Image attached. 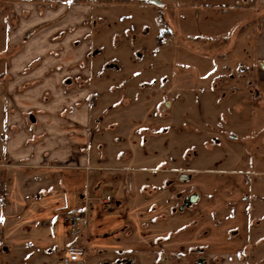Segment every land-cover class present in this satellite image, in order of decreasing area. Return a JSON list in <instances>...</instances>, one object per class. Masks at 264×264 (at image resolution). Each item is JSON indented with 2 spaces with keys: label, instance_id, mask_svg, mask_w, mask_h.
I'll return each instance as SVG.
<instances>
[{
  "label": "rangeland",
  "instance_id": "1",
  "mask_svg": "<svg viewBox=\"0 0 264 264\" xmlns=\"http://www.w3.org/2000/svg\"><path fill=\"white\" fill-rule=\"evenodd\" d=\"M158 1L70 0L89 4L91 15V50L79 65L91 71V142L80 147L90 167L45 160L42 170L10 177L0 162V193L12 208L0 264H195L199 256L205 264H264V58L247 87L236 65L243 59L252 70L256 37L242 33L238 49L220 56L251 1ZM7 10L0 9V74L23 41L13 50ZM220 73L236 78L216 93L206 89ZM3 94L0 82V143ZM180 172L189 178L179 180ZM178 193L196 195V204L173 210ZM77 212L87 218L80 236L67 222ZM71 247L84 256L66 261Z\"/></svg>",
  "mask_w": 264,
  "mask_h": 264
},
{
  "label": "crops",
  "instance_id": "2",
  "mask_svg": "<svg viewBox=\"0 0 264 264\" xmlns=\"http://www.w3.org/2000/svg\"><path fill=\"white\" fill-rule=\"evenodd\" d=\"M0 1L3 2L0 5L2 11L9 9L5 18L9 23L8 35L13 50H16L20 39L23 40L20 50L10 54L6 72L0 74L7 108L4 138L0 143V162H7L5 168L10 177L20 175L21 170L29 173L42 170L36 167L45 160H53L55 166H62L65 161L69 166L79 167L83 163L90 167L89 152L84 157L80 147H86L83 145L86 140L91 142L89 123L93 111L88 102L91 71L89 67L81 69L79 66L82 57L91 50L87 37L90 30V19H87L91 16L89 4L79 5L70 0ZM133 1L144 7L152 3L145 0L129 2ZM250 1L251 4H247L250 14L246 23L234 30L233 35L225 41L226 49L220 54L222 57L232 55L245 36L248 40L256 37L257 54L252 70L249 67L251 63L243 59L238 60L236 65L239 71L237 79L245 82L247 87L249 81L256 83L255 75L251 73L256 63L264 58V0H258L257 6H254L253 0ZM255 17L261 18L260 25L255 24ZM248 25L251 28L247 31L245 27ZM251 48L246 45L247 51ZM227 74L220 73L219 83L209 84L206 89L214 93L225 89V85L236 78L234 74ZM258 78L264 80L263 72L259 73ZM79 79L84 84H79ZM110 91L112 88H109ZM167 100L169 105L173 101L172 98ZM103 113L106 114V110ZM109 115L108 127L112 128L115 116ZM94 120L100 122L96 118ZM100 160L105 161L102 153ZM58 173V184L62 186L61 171ZM49 189L53 190L52 187ZM3 198L0 193V242L10 231V228L2 230V226L9 225L10 217L6 209H12L4 203ZM10 240L14 239L10 237ZM3 251L10 250L8 246H3Z\"/></svg>",
  "mask_w": 264,
  "mask_h": 264
},
{
  "label": "built area",
  "instance_id": "3",
  "mask_svg": "<svg viewBox=\"0 0 264 264\" xmlns=\"http://www.w3.org/2000/svg\"><path fill=\"white\" fill-rule=\"evenodd\" d=\"M108 199V197H107ZM70 233L76 236L83 234L87 227V218L82 212L73 213L67 218ZM84 256V251L71 247L66 261H78Z\"/></svg>",
  "mask_w": 264,
  "mask_h": 264
},
{
  "label": "flooded vegetation",
  "instance_id": "4",
  "mask_svg": "<svg viewBox=\"0 0 264 264\" xmlns=\"http://www.w3.org/2000/svg\"><path fill=\"white\" fill-rule=\"evenodd\" d=\"M263 66H264V63H263ZM182 173L185 174V172H180L179 174H177V177H178L179 180H181ZM194 196L195 195H193L192 193H190V194L184 195L182 197L180 195V193H178V198H181L182 197L181 198L182 199V202L177 207L174 206V209L173 210L176 211V209H177L178 211H182L184 209H189L191 207V205L196 204V202H197V197H196V200L195 201L192 200L194 198ZM108 200H110V197L108 198ZM199 251H201V249H197V252H199ZM201 252H199V253H201ZM205 262H206L205 259L202 256H199L197 258V261H196L195 264H205Z\"/></svg>",
  "mask_w": 264,
  "mask_h": 264
},
{
  "label": "water",
  "instance_id": "5",
  "mask_svg": "<svg viewBox=\"0 0 264 264\" xmlns=\"http://www.w3.org/2000/svg\"><path fill=\"white\" fill-rule=\"evenodd\" d=\"M147 1L152 2V3H155V4H160V1H158V0H147ZM168 105H169V102L166 101L165 102V105H161L160 106V109L163 110L164 109V106H168ZM188 178H189V176L187 174L182 173L181 180H187ZM196 197L197 196L195 195L192 200L195 201L196 200Z\"/></svg>",
  "mask_w": 264,
  "mask_h": 264
},
{
  "label": "trees",
  "instance_id": "6",
  "mask_svg": "<svg viewBox=\"0 0 264 264\" xmlns=\"http://www.w3.org/2000/svg\"><path fill=\"white\" fill-rule=\"evenodd\" d=\"M96 1H120V2H129L130 0H96ZM147 1V0H145Z\"/></svg>",
  "mask_w": 264,
  "mask_h": 264
}]
</instances>
